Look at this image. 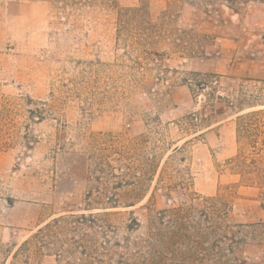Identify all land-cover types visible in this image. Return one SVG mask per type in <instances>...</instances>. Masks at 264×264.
Here are the masks:
<instances>
[{"label":"rangeland","instance_id":"1","mask_svg":"<svg viewBox=\"0 0 264 264\" xmlns=\"http://www.w3.org/2000/svg\"><path fill=\"white\" fill-rule=\"evenodd\" d=\"M139 7L147 17L134 18L137 35L118 34V12ZM237 12L221 0H105L75 10L0 0V99L45 102L51 90L59 98L58 122L25 120L22 112L12 126L0 124L2 250L99 201L86 193L113 181L149 184L152 199L142 204L155 210L194 193L232 203V223L264 222V186L232 174L236 122L227 102L214 98L235 103V91L264 93L254 82L264 81V7ZM193 74L214 75L221 89L189 87ZM204 115L213 124L207 131L195 120ZM146 213L136 216L144 222ZM243 233L239 258L263 263L264 226ZM0 264L56 263L0 252Z\"/></svg>","mask_w":264,"mask_h":264},{"label":"trees","instance_id":"2","mask_svg":"<svg viewBox=\"0 0 264 264\" xmlns=\"http://www.w3.org/2000/svg\"><path fill=\"white\" fill-rule=\"evenodd\" d=\"M58 10H75L90 7L105 0H44ZM182 1V0H175ZM184 1V0H183ZM208 5L213 0H194ZM236 13L240 6L254 4L264 7V0H221ZM147 17L144 8H127L117 14L118 34L129 38L137 35L134 18ZM147 24V22H144ZM264 36V33L262 34ZM197 91L212 87V94L221 89L214 75L193 74ZM250 82L247 80L241 83ZM264 84L262 80L254 81ZM242 86L241 84H239ZM238 85V87H239ZM66 87V86H63ZM263 90V89H262ZM258 89L251 93L235 91V103L227 97L216 95L218 101H226L236 122L238 153L233 162L232 174L238 175L249 187L264 186V93ZM53 90L49 101L24 99L20 105L6 98L0 99V124L13 125V117L25 112V120H59L55 118L58 108ZM24 109V110H22ZM193 117L189 121L193 122ZM202 131L213 124L206 115L201 116ZM27 126V124H26ZM11 137L10 134H8ZM28 136L23 139H28ZM247 147L242 151V143ZM110 168V166H108ZM111 169V168H110ZM107 179L115 178L106 173ZM128 174H124L126 178ZM152 181V179L150 180ZM102 189L88 191L85 198L96 195L94 203L87 204L81 212L53 218L39 227L20 244H12L0 252L12 258L18 255H44L53 257L56 264H247L238 256V247L247 240L244 230L264 226L235 224L230 221L232 203L220 197H197L189 193L188 202L170 208L155 210L149 202L142 204L150 194V185L140 180L127 185L126 181L107 182ZM110 183L113 186L110 187ZM123 188V189H122ZM152 199L150 194L149 200ZM102 200V201H101ZM148 200V201H149ZM147 209L142 222L136 212ZM264 259V255H263ZM264 264V260L263 263Z\"/></svg>","mask_w":264,"mask_h":264}]
</instances>
